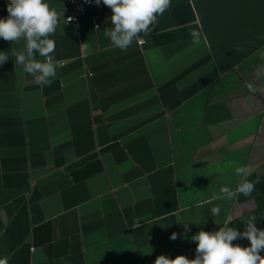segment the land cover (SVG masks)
I'll return each instance as SVG.
<instances>
[{
  "label": "crops",
  "instance_id": "1",
  "mask_svg": "<svg viewBox=\"0 0 264 264\" xmlns=\"http://www.w3.org/2000/svg\"><path fill=\"white\" fill-rule=\"evenodd\" d=\"M44 2L60 14L50 86L15 63L25 39L0 38V259L154 264L194 259L201 230L244 232L251 216L264 230V0H171L127 50L105 36L102 0L77 23L70 3ZM255 44L234 65L214 54ZM241 167L255 190L212 200Z\"/></svg>",
  "mask_w": 264,
  "mask_h": 264
},
{
  "label": "clouds",
  "instance_id": "2",
  "mask_svg": "<svg viewBox=\"0 0 264 264\" xmlns=\"http://www.w3.org/2000/svg\"><path fill=\"white\" fill-rule=\"evenodd\" d=\"M99 5L101 0H94ZM111 10V28H106L104 34L111 43L127 50L133 40L143 33L145 36L153 31L157 24V15H162L171 6V0H102ZM8 17L0 19V38L15 42L21 38L26 40L25 51H16V64L22 65L24 71L35 77L36 82L44 85L51 84L50 77L56 76V66L51 55L55 51V41L49 37L53 35L60 22V14L51 8L44 0H9L7 5ZM194 44H198L201 32L192 29L189 32ZM34 53L44 58L38 61ZM8 59L6 52H0V65ZM37 73H40L38 76ZM253 90L251 84L247 85ZM250 169L241 167L237 175L243 177L235 191L229 187H221L220 195H213L212 200L234 199L237 194L250 195L255 185L260 181H248ZM220 206L211 208V215L220 214ZM255 216L245 221L246 230L239 232L236 228L221 227L218 231H199L191 239L196 243V256L188 259L185 255H177L174 259L159 255L154 264H264V230L256 227ZM230 222V219H229ZM189 231L185 224V232ZM177 239V234L170 237ZM246 238L249 247L233 244L234 240ZM0 264H8V259H0Z\"/></svg>",
  "mask_w": 264,
  "mask_h": 264
},
{
  "label": "water",
  "instance_id": "3",
  "mask_svg": "<svg viewBox=\"0 0 264 264\" xmlns=\"http://www.w3.org/2000/svg\"><path fill=\"white\" fill-rule=\"evenodd\" d=\"M210 42L213 45V36L209 37ZM258 46V44H255L254 47H250L248 49H218L214 48V54L215 57L218 59V61H222L225 63H229L230 65H234L241 61L242 59L248 57L251 55L255 48ZM218 49V50H217Z\"/></svg>",
  "mask_w": 264,
  "mask_h": 264
},
{
  "label": "built area",
  "instance_id": "4",
  "mask_svg": "<svg viewBox=\"0 0 264 264\" xmlns=\"http://www.w3.org/2000/svg\"><path fill=\"white\" fill-rule=\"evenodd\" d=\"M9 3V0H6ZM70 3L73 7L72 13H67L66 22L77 23L79 19L86 15L93 7L94 0H63ZM7 12V17H8Z\"/></svg>",
  "mask_w": 264,
  "mask_h": 264
}]
</instances>
